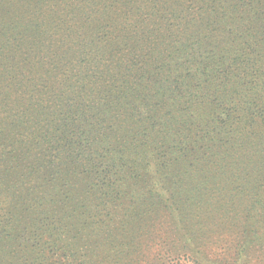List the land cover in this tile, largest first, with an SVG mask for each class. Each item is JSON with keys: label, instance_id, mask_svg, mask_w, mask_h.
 <instances>
[{"label": "trees", "instance_id": "16d2710c", "mask_svg": "<svg viewBox=\"0 0 264 264\" xmlns=\"http://www.w3.org/2000/svg\"><path fill=\"white\" fill-rule=\"evenodd\" d=\"M24 6L23 21L0 33L1 140L30 169L66 172L54 180L85 175L74 204L119 227L112 234L129 253L124 264H236L247 223L227 207L264 171V0ZM240 176L245 183L234 189ZM175 185L183 196L187 189L185 224L208 216L213 242L189 238L180 251L167 244L182 231L165 199ZM9 215L0 189V254L17 258L26 245L34 264H86L68 243L21 238ZM261 232L253 238L264 250Z\"/></svg>", "mask_w": 264, "mask_h": 264}, {"label": "rangeland", "instance_id": "374dc122", "mask_svg": "<svg viewBox=\"0 0 264 264\" xmlns=\"http://www.w3.org/2000/svg\"><path fill=\"white\" fill-rule=\"evenodd\" d=\"M27 2L28 0H0V33L6 32L8 26L3 28L4 23L7 25L11 24L16 18L17 21L14 22L13 26H18L19 22L23 21L21 19L22 15L20 14L26 10L24 4ZM7 141V139L1 140L0 138V189H4L7 193L8 209L10 211L7 219L10 221L12 227L16 225L15 232L25 230L21 233H25L21 238L30 236L44 241L56 240L58 242L68 243L70 248H74L75 253L79 252L80 256L86 255L84 257L86 264H111V257L113 258L112 264H116V260L118 262L121 258L123 260L117 264H124L128 260L127 255L129 253L121 247L122 240L117 232L119 227L104 222L105 219L100 214H97L96 217L84 215V206L78 202L74 204V197L79 201V197L75 195L74 191L80 190L83 187L82 180L85 175L81 173H70L68 175L70 177L77 175L74 182L71 181L70 183L67 182V179L64 182L54 180L52 175L64 177L67 176L65 175L66 172L56 170L51 174L41 169H30L26 163H20V156H23L21 151L14 149L12 144L6 143ZM14 158L16 159L14 160ZM6 161H16L18 167L6 169ZM44 175L50 177H45ZM245 177H238L239 180L234 189L239 186L241 188L244 185ZM258 178L262 179V183L256 182L254 184L256 189L251 190L250 187L247 190L245 188L246 193L250 195L249 198L246 197V193L240 194L232 192L234 197L227 207L228 209L233 208L235 210V222L238 224L247 223V233L244 237L247 243L242 241L244 243H241V248L245 250L243 249L241 251L243 254L242 258L237 259L236 264H264V250H260L256 246V242L259 239L253 238V234L258 227L262 228L261 233H264V171L263 175L258 176ZM167 182L169 181L167 180ZM169 183L172 185L176 184ZM72 185L76 187L70 189L69 187ZM8 189L11 191L10 193L7 192L9 191ZM166 189L165 192L168 190L169 192L165 199L170 200L168 206L172 208L171 211L173 217H175L173 223H177L176 225L182 229L181 232L172 231V233H169V229H167L169 233L166 236L168 238L167 244L180 251L185 244L188 245L185 242L189 238H193V241L198 242L206 239V236L209 237V242H213L214 238L207 236L205 233V229L210 225L208 223H211L208 216L197 217L190 224H185V218L181 216V214L185 215L188 211L183 208L185 203L180 200V197L185 199L188 196L187 189L182 191L185 196H183L181 189L176 185L173 187L169 186V188L166 187ZM247 205L249 207L254 205V208L251 207L252 212L249 215L243 212V209ZM90 213L86 212V214ZM95 213H99V211L96 210ZM19 215L25 217H22L20 220H15ZM197 221L207 222V225L198 227L196 225ZM114 229H117L116 235L112 234V230ZM14 235L18 237L16 234ZM250 240L255 242L248 244ZM10 244L12 245V243ZM204 246L198 245L202 253L206 251ZM22 248L26 252H17L15 254L17 258L14 255L6 256L7 252L0 254V263L16 264L20 260L22 264H34L29 254L31 251L30 247L23 245Z\"/></svg>", "mask_w": 264, "mask_h": 264}]
</instances>
